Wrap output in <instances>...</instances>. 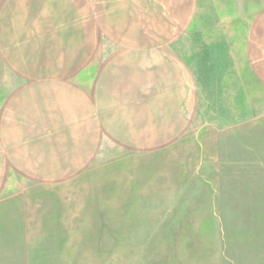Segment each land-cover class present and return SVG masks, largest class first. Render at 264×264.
Listing matches in <instances>:
<instances>
[{"label":"crops","instance_id":"crops-1","mask_svg":"<svg viewBox=\"0 0 264 264\" xmlns=\"http://www.w3.org/2000/svg\"><path fill=\"white\" fill-rule=\"evenodd\" d=\"M59 161L164 208L260 168L264 0H0V204L55 193ZM50 204L28 225H58Z\"/></svg>","mask_w":264,"mask_h":264},{"label":"rangeland","instance_id":"rangeland-1","mask_svg":"<svg viewBox=\"0 0 264 264\" xmlns=\"http://www.w3.org/2000/svg\"><path fill=\"white\" fill-rule=\"evenodd\" d=\"M59 162V184H44L55 185V193L40 197L18 189L0 204V264H171L191 255L244 261L264 250L263 161L257 169L237 168L236 177L226 179L229 184L209 179V192L198 195H205L206 207L193 202L187 208L176 204L175 194L166 195L171 203L164 208L158 206L159 194L118 195L95 179L79 178L78 185L71 180L78 173L63 170L66 165ZM148 196L156 198L152 204ZM39 202L51 203L58 225H28L27 218L40 212L28 208Z\"/></svg>","mask_w":264,"mask_h":264}]
</instances>
